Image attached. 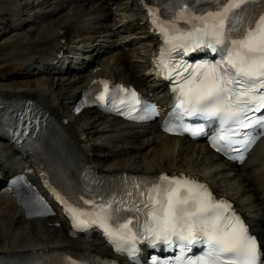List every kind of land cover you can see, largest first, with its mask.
<instances>
[{
  "label": "bare ground",
  "instance_id": "obj_1",
  "mask_svg": "<svg viewBox=\"0 0 264 264\" xmlns=\"http://www.w3.org/2000/svg\"><path fill=\"white\" fill-rule=\"evenodd\" d=\"M50 1H54L49 6L51 10L39 15L37 19L41 21L33 31H26L24 27L29 22L17 18L22 16L20 7L0 0V27L11 25L10 32H15L10 37L0 32V76L14 71L28 76L33 70V79L23 83L15 81L5 86L0 83V99H32L50 113L60 129L56 142L37 161L31 160L32 167L49 170L60 184L75 190L74 176L79 165L72 155L74 148L101 173L195 177L236 204L248 217L264 248V139L249 159L237 166L220 159L203 143L168 137L156 126H133L119 119L104 118L91 110L78 117L72 114L79 92L103 80L133 84L155 94L156 98L165 92L163 84L148 75L156 38L146 22L147 3L144 0H48V3ZM113 6L120 12L117 17L112 12ZM9 20L10 25L6 23ZM13 20L19 23L16 25ZM72 30L80 32L76 42L79 49H87L103 38L132 32L138 37L123 46H134L133 52L138 57L135 60L128 57L122 45L111 42L93 48L96 54L90 61L82 60L77 66L66 68L68 53L73 49L68 35ZM68 73L78 78L66 77ZM44 74L55 75L57 82L51 83L53 80L48 81L42 77ZM63 88L67 89L65 96L59 94ZM89 112L92 117L86 123L83 119ZM17 156H13L9 167L7 161L0 159V181L21 167ZM67 251L109 253L99 239H70L67 225L60 216L27 219L15 197L0 190V255L45 257L44 264H54V257Z\"/></svg>",
  "mask_w": 264,
  "mask_h": 264
},
{
  "label": "snow or ice",
  "instance_id": "obj_2",
  "mask_svg": "<svg viewBox=\"0 0 264 264\" xmlns=\"http://www.w3.org/2000/svg\"><path fill=\"white\" fill-rule=\"evenodd\" d=\"M173 3L171 19L157 18L153 23L170 46L165 53L168 60L161 57L159 66L168 70V78L177 85L175 108L179 112L174 119L186 116L218 122L219 134L213 147L224 155L239 151L236 145L247 149L255 137L250 131L241 130L264 132V0H173ZM197 51L217 58L170 63L172 52L183 57ZM103 85L107 93L109 85L107 82ZM131 95L136 103L140 102L135 92ZM96 99L104 101L105 95ZM144 111L158 115L155 105H146ZM165 131L173 129L166 124ZM183 131L196 136L204 132V125L194 129L185 125ZM229 158L236 157L229 155ZM135 187L139 196L144 197L132 201L127 209L138 213L135 225L131 219L117 222L116 213L123 211V199H105L95 205L98 211L94 212L81 211L63 197L59 199L74 220V228L98 226L121 254L134 256L137 242H146L152 248L163 245L178 249L176 264H264V248L257 237L232 205L217 200L204 184L188 177L161 175L146 178ZM141 215L146 217L142 225ZM197 247L202 254L188 255ZM153 264H157L155 259Z\"/></svg>",
  "mask_w": 264,
  "mask_h": 264
},
{
  "label": "rangeland",
  "instance_id": "obj_3",
  "mask_svg": "<svg viewBox=\"0 0 264 264\" xmlns=\"http://www.w3.org/2000/svg\"><path fill=\"white\" fill-rule=\"evenodd\" d=\"M5 1V0H3ZM9 4H13L15 6H19L20 7V11H21V18L20 17H17L18 20L21 19L22 21H24L25 23H28V26H25L24 29L26 31H33L35 27H37L38 25V21H41V19H37L40 16H42L43 14H47L50 10H51V7H49L50 5L53 4L54 1H50L48 3V0H6ZM46 2V3H45ZM37 5H40L39 8H36L35 10L32 9L33 6H37ZM112 12L116 13V17L119 16L120 12H118V9H117V6H113L112 7ZM41 13V14H39ZM12 18H10L11 20ZM36 19V20H35ZM10 20L6 23H8V25H10ZM17 20V21H18ZM13 22L16 23V25L19 23L18 22ZM23 24V22H21ZM23 26V25H22ZM5 26H1L0 27V32L2 34H4L6 37H10L12 35H14V31H11V25L8 26V27H5ZM15 27V26H13ZM16 28H14L13 30H15ZM22 28V30H24ZM3 31H6V32H3ZM106 30H104L103 32H105ZM126 33V34H125ZM124 34L122 35H119L118 37H113V38H103L101 39L100 41H96L95 43H92L87 49H83V48H80L78 46H76V42L79 38V35H80V32H76V31H73L68 35H69V42H73V44H71L70 46H72V50H71V53L69 54L70 56H74L76 57L75 59L74 58H69L71 65L74 66L75 63L78 64V63H81L82 60H86V61H90L91 59H93V57H95V54L96 52L93 51V48H96V47H100V45H109L111 42H116L118 45L120 44H127L125 42H129V40L138 37V35L132 33V32H125ZM68 37V36H67ZM105 39H110L108 40L109 42H106L104 41ZM133 49H134V46H129V48H126V51H127V54H128V57L132 58V59H136L138 56L137 54H135L133 52ZM93 51V52H92ZM69 64V63H68ZM67 66V65H66ZM65 66V67H66ZM77 66V65H75ZM32 73H33V70H30ZM29 73L30 75H25L26 73H18V71H14L12 73H8L6 76H0L2 77V79L0 78V83L1 85H7L10 84V83H13L15 81L17 82H25L26 80L28 79H33V77H31L32 73ZM10 75V76H9ZM72 75V78H76L77 76L74 77V73H68L66 74V77H71ZM78 76H79V73H78ZM37 77V76H35ZM34 77V78H35ZM41 77V76H40ZM42 77L46 78L48 81L50 79V82H51V79L53 80L51 83H56L58 78L55 76V75H52V74H44ZM78 78V77H77ZM20 80V81H19ZM56 81V82H55ZM67 93V89L64 90V88L59 92V94L61 96H65V94ZM91 117H92V114L89 112V113H86L85 117H84V121L87 122H90L91 120ZM83 121V122H84ZM103 128V126H102ZM5 155H9V152L6 150L5 148V145L3 144V142H0V159H3L4 161H9L8 159V156L7 157H4ZM59 228V227H57ZM59 230V229H58Z\"/></svg>",
  "mask_w": 264,
  "mask_h": 264
}]
</instances>
